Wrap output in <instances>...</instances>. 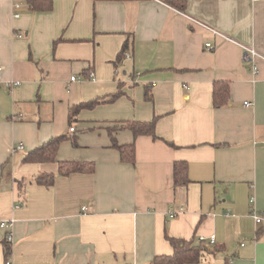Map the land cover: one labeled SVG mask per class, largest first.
<instances>
[{
	"label": "crops",
	"instance_id": "0c3cea01",
	"mask_svg": "<svg viewBox=\"0 0 264 264\" xmlns=\"http://www.w3.org/2000/svg\"><path fill=\"white\" fill-rule=\"evenodd\" d=\"M52 1L50 11L32 12L24 0H0L6 260L150 264L172 252L166 236H213L219 251L195 264H264V224L251 216L264 211V0H180L183 10L169 0ZM125 41L129 56L116 59ZM244 45L260 56L244 59ZM216 80L228 82L227 102L217 107ZM8 81L20 84L7 88ZM116 92L79 110L81 135L70 131L75 105ZM154 117L157 138L114 132L118 143H135L134 164L122 162L108 129ZM68 133L77 134V146L64 139L53 161L23 162ZM60 161H90L94 170L59 175ZM176 161L186 163V184L174 186ZM40 174H53V183L37 184ZM4 238L0 227V264Z\"/></svg>",
	"mask_w": 264,
	"mask_h": 264
},
{
	"label": "trees",
	"instance_id": "16d2710c",
	"mask_svg": "<svg viewBox=\"0 0 264 264\" xmlns=\"http://www.w3.org/2000/svg\"><path fill=\"white\" fill-rule=\"evenodd\" d=\"M92 1H102V0H92ZM107 1V0H106ZM123 1V0H119ZM25 5L28 10L32 12L39 11H50L53 7L52 0H24ZM172 6L178 7V10H183L185 8V2L180 0H169ZM127 47V42L123 43L121 50L119 52L118 58L125 52ZM118 61V60H115ZM121 92H116L111 94L107 99L105 98H93L88 101L82 102L75 105L69 114V125L76 121V115L82 108H92L95 105L105 102L112 101L120 95ZM146 98H150L151 94L149 91L145 93ZM228 99V82L224 80H216L213 82L212 86V100L214 106H221L227 102ZM15 117V116H13ZM12 118V117H10ZM156 117L152 118L150 121H126L122 125L114 126L108 129L110 134L111 145L115 148L122 162H127L134 164L135 162V143H118L115 139L114 132L122 128H128L131 130L134 137L139 135H149L157 138L154 132ZM64 139L70 140L73 146H77V134H63L59 136L52 137L47 142L43 143L41 146L27 153L23 159V162H49L53 161L56 156V152L60 142ZM169 145L173 146V143L168 142ZM186 163L184 161H176L173 165V183L174 186L186 184L189 181L186 170ZM94 164L90 161H60L58 164V174L68 175L71 172H93ZM54 181L53 174H40L36 176L35 182L40 185L49 186ZM170 246L172 247V252L170 254H159L153 257L150 264H195L207 260L209 255L218 252L219 248L211 246L205 240L195 239L194 237L190 239L177 238L173 236H166ZM4 250H5V261L7 255L10 252V243L3 240ZM4 261V264H5Z\"/></svg>",
	"mask_w": 264,
	"mask_h": 264
},
{
	"label": "built area",
	"instance_id": "2783aa9c",
	"mask_svg": "<svg viewBox=\"0 0 264 264\" xmlns=\"http://www.w3.org/2000/svg\"><path fill=\"white\" fill-rule=\"evenodd\" d=\"M13 8H14V16H18L20 3H18V2L14 3ZM187 17L191 21L193 20L194 22L198 23V21H196L192 17H189V16H187ZM15 35H16L17 38H22V34L21 33H16ZM223 37L225 39H229L226 35H223ZM205 45L208 48L211 47V44L209 42H207ZM242 47H243V50H244V53H243V58L244 59H253L255 57L260 56L258 51L254 47L245 46V45L242 46ZM125 55L129 56L127 54V51L125 52ZM251 71H252L253 74H255L257 72V67H256L255 63H253ZM76 78H77L76 76H72L70 78V80H75ZM87 78L89 80H94V72L88 71L87 72ZM18 84H20L19 81H8V82L5 83V86L7 88H12L14 85H18ZM244 104L245 105H250L251 103L250 102H245ZM72 130H74V128L71 126L70 127V131H72ZM17 148L18 149H23V145H18L16 148L14 147L13 151H15ZM251 201H252V199H251ZM183 209H184V206L182 204L179 205L175 210H172L169 213V217H171V218L175 217L177 214H179L181 211H183ZM230 214L234 215V212L232 211V212H230ZM251 216L253 217L254 222L256 224H264V211L263 212H258V211L253 210V211H251ZM0 227L5 229V239H6V241L11 243V241H12L11 222L8 221V220H1L0 221ZM199 240H205V239L199 238ZM207 241L209 242V244L214 243V237L211 236L209 239H207ZM5 264H10V263H9L8 260H6Z\"/></svg>",
	"mask_w": 264,
	"mask_h": 264
},
{
	"label": "rangeland",
	"instance_id": "374dc122",
	"mask_svg": "<svg viewBox=\"0 0 264 264\" xmlns=\"http://www.w3.org/2000/svg\"><path fill=\"white\" fill-rule=\"evenodd\" d=\"M5 86V85H4ZM82 125H83V123L82 122H78V121H74L72 124H71V126L74 128V129H76V132H77V134L78 135H81L80 133L82 132L81 130H82Z\"/></svg>",
	"mask_w": 264,
	"mask_h": 264
}]
</instances>
